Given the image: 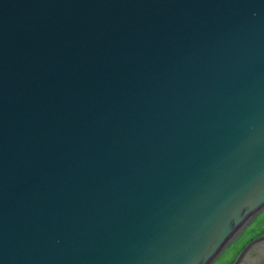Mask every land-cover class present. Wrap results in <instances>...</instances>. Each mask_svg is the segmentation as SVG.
<instances>
[{
    "label": "water",
    "instance_id": "95a60500",
    "mask_svg": "<svg viewBox=\"0 0 264 264\" xmlns=\"http://www.w3.org/2000/svg\"><path fill=\"white\" fill-rule=\"evenodd\" d=\"M263 210L264 0H0V264H211Z\"/></svg>",
    "mask_w": 264,
    "mask_h": 264
},
{
    "label": "rangeland",
    "instance_id": "374dc122",
    "mask_svg": "<svg viewBox=\"0 0 264 264\" xmlns=\"http://www.w3.org/2000/svg\"><path fill=\"white\" fill-rule=\"evenodd\" d=\"M264 210L261 217L252 220V226L239 235L229 244V249H225L217 261L211 264H230L240 253H242L255 240L264 236ZM237 247V248H236ZM251 249V248H250ZM230 253V254H229Z\"/></svg>",
    "mask_w": 264,
    "mask_h": 264
},
{
    "label": "bare ground",
    "instance_id": "6f19581e",
    "mask_svg": "<svg viewBox=\"0 0 264 264\" xmlns=\"http://www.w3.org/2000/svg\"><path fill=\"white\" fill-rule=\"evenodd\" d=\"M262 224L264 225V221L262 222ZM237 248V247H236ZM250 250V249H249ZM230 254V253H229Z\"/></svg>",
    "mask_w": 264,
    "mask_h": 264
},
{
    "label": "flooded vegetation",
    "instance_id": "af4514ba",
    "mask_svg": "<svg viewBox=\"0 0 264 264\" xmlns=\"http://www.w3.org/2000/svg\"><path fill=\"white\" fill-rule=\"evenodd\" d=\"M262 244H264V243H262ZM262 244H261V245H262Z\"/></svg>",
    "mask_w": 264,
    "mask_h": 264
}]
</instances>
